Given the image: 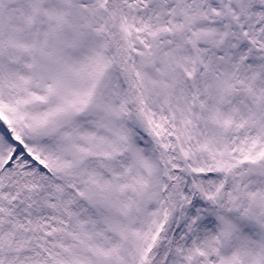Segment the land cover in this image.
I'll use <instances>...</instances> for the list:
<instances>
[{
	"label": "snow or ice",
	"instance_id": "obj_1",
	"mask_svg": "<svg viewBox=\"0 0 264 264\" xmlns=\"http://www.w3.org/2000/svg\"><path fill=\"white\" fill-rule=\"evenodd\" d=\"M0 264H264V0H0Z\"/></svg>",
	"mask_w": 264,
	"mask_h": 264
}]
</instances>
